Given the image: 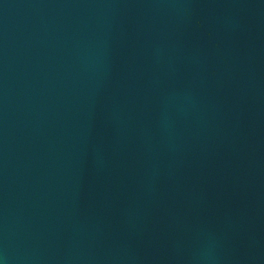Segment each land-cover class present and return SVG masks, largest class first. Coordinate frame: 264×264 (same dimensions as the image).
Wrapping results in <instances>:
<instances>
[{
    "label": "water",
    "instance_id": "obj_1",
    "mask_svg": "<svg viewBox=\"0 0 264 264\" xmlns=\"http://www.w3.org/2000/svg\"><path fill=\"white\" fill-rule=\"evenodd\" d=\"M0 264H264V0H0Z\"/></svg>",
    "mask_w": 264,
    "mask_h": 264
}]
</instances>
